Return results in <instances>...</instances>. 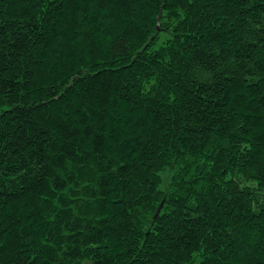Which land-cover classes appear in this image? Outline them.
<instances>
[{"label":"trees","instance_id":"trees-1","mask_svg":"<svg viewBox=\"0 0 264 264\" xmlns=\"http://www.w3.org/2000/svg\"><path fill=\"white\" fill-rule=\"evenodd\" d=\"M0 264H264V0H0Z\"/></svg>","mask_w":264,"mask_h":264},{"label":"rangeland","instance_id":"rangeland-1","mask_svg":"<svg viewBox=\"0 0 264 264\" xmlns=\"http://www.w3.org/2000/svg\"><path fill=\"white\" fill-rule=\"evenodd\" d=\"M161 174L163 176V182L167 181L169 172L168 171H163Z\"/></svg>","mask_w":264,"mask_h":264}]
</instances>
